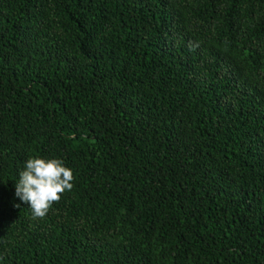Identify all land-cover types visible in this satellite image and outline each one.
Here are the masks:
<instances>
[{"label":"trees","instance_id":"obj_1","mask_svg":"<svg viewBox=\"0 0 264 264\" xmlns=\"http://www.w3.org/2000/svg\"><path fill=\"white\" fill-rule=\"evenodd\" d=\"M0 264H264V0H0Z\"/></svg>","mask_w":264,"mask_h":264},{"label":"clouds","instance_id":"obj_2","mask_svg":"<svg viewBox=\"0 0 264 264\" xmlns=\"http://www.w3.org/2000/svg\"><path fill=\"white\" fill-rule=\"evenodd\" d=\"M74 187L73 169L60 158L30 157L19 172L15 195L31 208L34 220L43 219L52 204ZM17 207L20 205L17 204Z\"/></svg>","mask_w":264,"mask_h":264}]
</instances>
